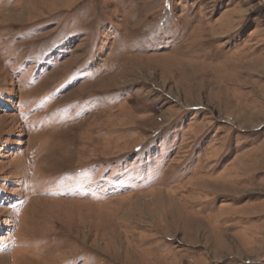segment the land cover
Wrapping results in <instances>:
<instances>
[{"label": "rangeland", "instance_id": "374dc122", "mask_svg": "<svg viewBox=\"0 0 264 264\" xmlns=\"http://www.w3.org/2000/svg\"><path fill=\"white\" fill-rule=\"evenodd\" d=\"M0 264H264V0H0Z\"/></svg>", "mask_w": 264, "mask_h": 264}, {"label": "bare ground", "instance_id": "6f19581e", "mask_svg": "<svg viewBox=\"0 0 264 264\" xmlns=\"http://www.w3.org/2000/svg\"><path fill=\"white\" fill-rule=\"evenodd\" d=\"M56 202V201H55Z\"/></svg>", "mask_w": 264, "mask_h": 264}]
</instances>
